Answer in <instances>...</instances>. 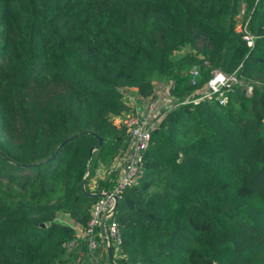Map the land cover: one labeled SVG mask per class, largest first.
Segmentation results:
<instances>
[{
    "label": "trees",
    "instance_id": "16d2710c",
    "mask_svg": "<svg viewBox=\"0 0 264 264\" xmlns=\"http://www.w3.org/2000/svg\"><path fill=\"white\" fill-rule=\"evenodd\" d=\"M213 69L247 85L223 105L181 103ZM154 80H172L177 103L156 116L118 199L114 261L264 264V0H0V264L74 261L67 222L84 226L98 198L81 191L87 161L84 190H108L112 173L88 184L127 143L126 95L151 96Z\"/></svg>",
    "mask_w": 264,
    "mask_h": 264
},
{
    "label": "built area",
    "instance_id": "2783aa9c",
    "mask_svg": "<svg viewBox=\"0 0 264 264\" xmlns=\"http://www.w3.org/2000/svg\"><path fill=\"white\" fill-rule=\"evenodd\" d=\"M248 18H245L238 26L237 32L241 33V38L245 42L246 46L251 47L253 45L254 35L250 33L247 29ZM202 64L209 67L207 61H203ZM191 77L193 78L198 74V69L193 66L189 70ZM210 77L206 83L201 87V89L196 91V95L191 97V99H186L181 103H185L190 100L196 103L199 100H212L216 101L217 104L223 105L227 102V94L233 89L238 80L235 72L225 73L217 69L210 70ZM193 83V79H191ZM155 85V84H154ZM173 81L167 80L162 84H159V96L160 100L164 105H166V110L173 108L176 105V101L172 98L170 91L173 89ZM155 88V87H154ZM247 91H250V86L246 87ZM154 95V89L153 93ZM151 95L145 99H138L145 102V111L140 113V111L125 114L118 119L119 123L125 128L126 136L132 143V152L123 162L122 173L116 182L108 189L102 190L101 192H106L105 196L98 197L89 208V217L84 226H79L72 221L68 220V224L73 228L75 238L72 239L67 244V249L75 250V261L71 264H85L84 262V252L82 248L84 247L87 251V260L92 262V264H109L106 260L97 262V258L91 253L98 248H104L101 239V234L99 231L100 216L102 213L106 212L113 204L112 196L115 195L119 199L122 190L130 186L133 181L141 174L142 171V152L146 148L149 131L155 125L151 124L153 120L150 117L151 113L156 109L154 107L155 97ZM132 99V98H131ZM143 102V105H144ZM180 104V103H179ZM149 110V112H148ZM162 111V109H161ZM135 113V114H134ZM156 118H154L155 120ZM106 234L109 239V245L114 248V254L120 256L119 254V244H120V234L116 222L109 217L105 222ZM85 242L82 248H80L79 243ZM114 255H112L113 257Z\"/></svg>",
    "mask_w": 264,
    "mask_h": 264
},
{
    "label": "crops",
    "instance_id": "0c3cea01",
    "mask_svg": "<svg viewBox=\"0 0 264 264\" xmlns=\"http://www.w3.org/2000/svg\"><path fill=\"white\" fill-rule=\"evenodd\" d=\"M153 82H154L153 84L157 86L156 88H154V95L152 94L155 97L154 107L158 108L159 104L163 105V103L160 100V96H159V84H162L163 82L158 81V80H154ZM129 102L132 106H135V111H140V113L141 112L143 113L146 110L144 107L145 102L143 100L140 101L133 97ZM143 102H144V105H143ZM160 109H162V107H160ZM131 152H132V143L128 139L125 147L119 151L118 155L114 158V160L108 166L104 167L101 164H98L96 166L94 176L96 178H99V177L102 178L104 175L108 173H112L113 182L115 183L122 173L123 162L128 157V155L131 154Z\"/></svg>",
    "mask_w": 264,
    "mask_h": 264
},
{
    "label": "water",
    "instance_id": "95a60500",
    "mask_svg": "<svg viewBox=\"0 0 264 264\" xmlns=\"http://www.w3.org/2000/svg\"><path fill=\"white\" fill-rule=\"evenodd\" d=\"M72 137H69V138H66L62 143H60V145H63L64 143H66L67 141H69ZM97 138V143L95 145V148L93 149H90V152H89V157L90 158V155H91V152L98 148L100 143H101V138L96 136ZM88 171H89V159L87 161V164H86V169H85V172L80 180V186H81V191L84 192L85 194L89 195V196H94V197H101V196H105L106 195V192H86L84 190V181L88 175ZM113 198V204L112 206L104 213L101 214L100 216V224H99V231H100V234H101V239H102V242H103V246H104V250H105V256H106V260L109 264H121V263H118V262H115L113 257H112V254H111V249H110V245H109V239H108V236L106 234V228H105V222L106 220L111 217L114 213V211L116 210V207H117V202H118V198L117 196L113 195L112 196ZM83 245H85V242L82 241L80 243V248L83 247Z\"/></svg>",
    "mask_w": 264,
    "mask_h": 264
},
{
    "label": "rangeland",
    "instance_id": "374dc122",
    "mask_svg": "<svg viewBox=\"0 0 264 264\" xmlns=\"http://www.w3.org/2000/svg\"><path fill=\"white\" fill-rule=\"evenodd\" d=\"M239 4V3H238ZM235 11H236V13H235V15H234V22H235V30H238L237 28H238V26H239V24L245 19V16H244V5H242V3H240L239 5H237V7H236V9H235ZM200 46V42H198L197 43V45H196V48L197 47H199ZM189 50H190V48L188 47V46H184V47H182L179 51H177L174 55H173V58H177L178 56H180V55H182V54H184V53H186V52H189ZM236 85H237V87H238V91L239 90H241L245 85H247V84H245V83H243L241 80H238V82L236 83ZM154 87L156 88L157 86L156 85H154ZM247 87V86H246ZM246 87H245V89H246ZM246 92H248L247 91V89H246ZM128 98V100L130 101L131 100V96L128 94V95H126V97H125V99H127ZM163 105H161V104H159V106H158V108H156V109H154V111L151 113V115H150V117H152L153 118V120L152 121H150V122H152L151 124H156V121H157V119H155L154 120V118H156V116L161 112V109H160V107H162ZM166 105H164V108L162 107V111L163 110H166ZM135 114V113H134ZM95 178L96 177H93L91 180H90V182H89V184H88V188L89 189H92L93 188V186H94V181H95ZM60 217V216H59ZM63 220H64V218H63ZM71 259H73V258H71ZM70 259V260H71ZM97 262H101L103 259H102V256L100 255V253H98V258H97ZM74 261H75V259H74ZM74 261H72V262H74ZM67 264H69L70 263V261L69 262H66ZM71 264V263H70ZM85 264H92V262H88L87 260H85Z\"/></svg>",
    "mask_w": 264,
    "mask_h": 264
}]
</instances>
